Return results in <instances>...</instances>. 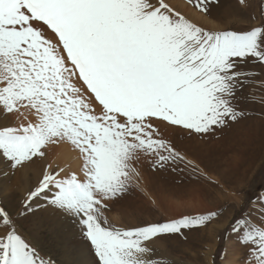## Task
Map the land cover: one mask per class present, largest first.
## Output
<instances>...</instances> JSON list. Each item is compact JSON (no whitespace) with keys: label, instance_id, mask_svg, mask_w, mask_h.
<instances>
[{"label":"snow or ice","instance_id":"snow-or-ice-1","mask_svg":"<svg viewBox=\"0 0 264 264\" xmlns=\"http://www.w3.org/2000/svg\"><path fill=\"white\" fill-rule=\"evenodd\" d=\"M219 2L184 6L208 16ZM249 66L264 69V20L207 28L174 0H0V264H161L156 241L207 228L222 207L134 226L107 214L139 186L142 159L198 170L165 132L203 138L243 118L261 75ZM63 145L79 168L46 164L13 214L11 177ZM225 236L264 264V195L241 202Z\"/></svg>","mask_w":264,"mask_h":264},{"label":"rangeland","instance_id":"rangeland-1","mask_svg":"<svg viewBox=\"0 0 264 264\" xmlns=\"http://www.w3.org/2000/svg\"><path fill=\"white\" fill-rule=\"evenodd\" d=\"M174 2L207 28L242 30L264 20V0H246L244 5L239 0H220L208 16L192 6L185 7L186 0ZM252 71L261 75L245 89L243 95L249 98L240 101L246 113L243 118L203 138L179 129L166 130L177 149L198 165L196 172L158 169L149 159H142L138 164L139 186L132 187L107 214L117 226H134L223 208L221 216L207 228L185 231L187 239L168 236L156 241L154 258L161 264H245L225 232L241 202L264 195V104L259 102L264 97L259 83L264 80V69L256 66ZM76 155L68 145L53 147L46 159L17 171L11 177L8 197L13 214L29 188L41 179L46 164L78 169ZM8 171L6 163L0 164V173ZM47 250L53 259H64L54 242ZM225 252L226 260L222 258Z\"/></svg>","mask_w":264,"mask_h":264},{"label":"bare ground","instance_id":"bare-ground-1","mask_svg":"<svg viewBox=\"0 0 264 264\" xmlns=\"http://www.w3.org/2000/svg\"><path fill=\"white\" fill-rule=\"evenodd\" d=\"M5 162H0V164H4ZM30 189V188H29ZM27 194V193H26Z\"/></svg>","mask_w":264,"mask_h":264}]
</instances>
